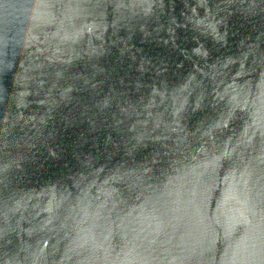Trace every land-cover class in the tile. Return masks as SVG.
I'll use <instances>...</instances> for the list:
<instances>
[{
    "label": "water",
    "instance_id": "1",
    "mask_svg": "<svg viewBox=\"0 0 264 264\" xmlns=\"http://www.w3.org/2000/svg\"><path fill=\"white\" fill-rule=\"evenodd\" d=\"M0 264H264V0H0Z\"/></svg>",
    "mask_w": 264,
    "mask_h": 264
}]
</instances>
